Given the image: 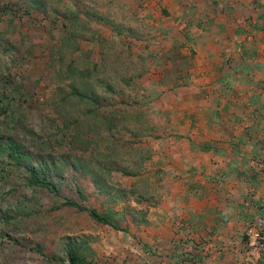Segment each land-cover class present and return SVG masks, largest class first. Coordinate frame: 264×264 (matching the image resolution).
<instances>
[{
  "label": "rangeland",
  "instance_id": "1",
  "mask_svg": "<svg viewBox=\"0 0 264 264\" xmlns=\"http://www.w3.org/2000/svg\"><path fill=\"white\" fill-rule=\"evenodd\" d=\"M6 5L17 13L12 26L0 15V40L16 53L1 56L0 68L9 60L25 98L0 131L20 147L24 168L0 142V264H69L74 242L91 264H200V231L215 214L203 191L211 170L196 165L212 162L214 138L217 152L240 150L218 138L241 134L230 118L247 120V91L264 88V70L251 76L241 49L264 57V0H0V11ZM175 44L184 47L172 52ZM72 90L95 101L65 102ZM90 109L98 112L82 117ZM33 171L60 196L35 185ZM253 223L234 240L243 260L230 264L263 261L249 255Z\"/></svg>",
  "mask_w": 264,
  "mask_h": 264
},
{
  "label": "crops",
  "instance_id": "2",
  "mask_svg": "<svg viewBox=\"0 0 264 264\" xmlns=\"http://www.w3.org/2000/svg\"><path fill=\"white\" fill-rule=\"evenodd\" d=\"M260 55L243 60L245 65L252 66L249 71L251 76L254 73L259 75L258 70H264V57ZM259 73H261L259 78H262L261 85H264V71ZM247 93L249 104L248 109L246 110V105L244 109L248 115L245 118L247 120L242 122L239 118V123L235 124L232 122L237 119L236 116L233 115L230 122V115L224 117V112L220 111L222 124L228 121L233 128L242 124L243 127L238 130L241 134L237 137L228 135L230 138L225 136L218 140L222 139L228 144L238 145L240 150H233V153L217 152L212 145L217 140L214 138L211 141V153L205 154L206 159H213L212 162L208 161V164L198 162L196 165L197 169L211 170L209 173L213 176L212 182L203 183L205 185L203 191H205L206 206H209L215 214L210 222H205V225H209L208 229L205 231L204 227L200 231L202 234L197 250L198 259L203 260L200 264H230L233 257L242 261L243 248L235 244L234 240L238 239L237 234L244 230L249 222L255 221L259 206H264V164H262L264 162L262 161L264 160V88L258 92L252 88V91ZM260 98L261 102L256 105L254 101ZM232 105L229 112L234 113L231 108L236 111L235 102ZM201 205L203 208L202 202ZM249 259L254 263L251 258ZM257 264H264V259Z\"/></svg>",
  "mask_w": 264,
  "mask_h": 264
},
{
  "label": "trees",
  "instance_id": "3",
  "mask_svg": "<svg viewBox=\"0 0 264 264\" xmlns=\"http://www.w3.org/2000/svg\"><path fill=\"white\" fill-rule=\"evenodd\" d=\"M17 12L12 9L10 6L6 5L5 9L1 8L0 11V15L4 14L7 16V19L9 20V26H12V22L13 19L12 17L16 14ZM9 17V18H8ZM68 30V29H67ZM191 37L190 35L187 37V40L190 41ZM188 41V42H189ZM179 46L184 47V45L179 44ZM179 46L177 44H175L172 48V52L174 50H176L177 48H179ZM242 49V56L243 58H255L256 57V51H248V49L243 45L241 47ZM11 53H16V50L14 48L13 45H9L8 43L4 42V40H0V60H1V56L3 57H10ZM162 57H155L156 61H155V65L158 67H161L160 63L158 61H160ZM162 61V60H161ZM160 61V62H161ZM163 62V61H162ZM9 60L6 63V70H1L0 68V118L2 117H7L8 115L10 117H15L17 118L18 115V105L19 102H22V100L25 98V95L23 96V94H21V86L17 85L15 79L12 77V74L10 73L9 67H11V64H9ZM164 63V62H163ZM75 70L72 72L74 73ZM86 72L88 73L89 70H86ZM79 75L85 79L86 77H88L87 75H85L86 73H84V71H78ZM177 82V81H175ZM18 95V97H17ZM72 97L78 98V101L80 103L81 106H86L88 105L90 102L89 101H95V99L92 97V95H89V93H84V91H75L72 90L70 94L66 95L64 101L65 102H69L71 100ZM98 111L95 109H90L87 112H85L82 117H87L90 115H94L96 114ZM105 115L102 116V118ZM101 117V116H100ZM105 121L103 122V124L105 123L106 125H109V116H105ZM16 120V119H15ZM14 120V121H15ZM80 122L83 120V118L80 117ZM110 129L108 128V131ZM62 136H70L72 137V142L73 144H77L80 145L83 141L82 138L80 136H78V134H69L64 132V134ZM62 136H60L59 138H63ZM6 137V134L4 135V133L2 131H0V142L3 145V149L9 150L8 153L10 154L9 157H11V159H13V161H15V164L18 168H24V164H22V159H23V153L20 149V147H16L15 141L13 139H5V141L3 142L4 138ZM3 142V143H2ZM89 144V143H88ZM31 175V180L32 182L41 187L44 188L46 190H48L50 193H52L54 196L59 197V190L56 187L55 184H53L52 182L47 180L46 175L41 172L38 171H33L32 173H30ZM64 206H69V207H74L77 209H80L82 211H86L89 216L97 221L98 223L104 224V225H108L113 227L114 229H119L118 225H116L111 218L108 215L105 214H101L98 210L96 209H89L86 208L82 205H80L77 202H74L72 200H64L63 202ZM82 243L77 244V243H71L68 245L67 247V251L66 254L69 258V264H91L90 262H88L86 260V258L83 256L82 253ZM59 264H66L65 261L60 262Z\"/></svg>",
  "mask_w": 264,
  "mask_h": 264
},
{
  "label": "built area",
  "instance_id": "4",
  "mask_svg": "<svg viewBox=\"0 0 264 264\" xmlns=\"http://www.w3.org/2000/svg\"><path fill=\"white\" fill-rule=\"evenodd\" d=\"M249 255L259 259L264 255V212L256 217L253 225L247 231Z\"/></svg>",
  "mask_w": 264,
  "mask_h": 264
}]
</instances>
